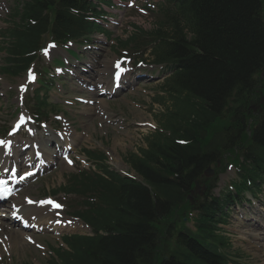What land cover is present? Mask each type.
Listing matches in <instances>:
<instances>
[{"label": "trees", "instance_id": "trees-1", "mask_svg": "<svg viewBox=\"0 0 264 264\" xmlns=\"http://www.w3.org/2000/svg\"><path fill=\"white\" fill-rule=\"evenodd\" d=\"M176 1L178 8L166 12L151 31L137 28L127 42L121 43L135 50L151 49L156 63L178 67L163 86L169 94H184L176 99V109L163 125L169 136L153 137L143 158L133 159L139 177L159 194L153 198L144 186L121 183L115 197L113 231L107 238L92 242L91 251L86 248L79 252L80 264H160L156 251L161 236L156 223L185 201L208 167L239 148L241 135L249 127L253 128V147L262 153L258 170H264V103L260 102L264 83L256 79L264 72V0ZM57 26L62 32L69 31L65 23ZM41 35L26 26L23 38L15 39V53L22 55L29 46L32 50ZM254 104L261 107L260 115L251 113ZM218 121L227 126L217 138L209 137ZM72 181L71 192H87L88 184L94 186L87 174ZM167 232L172 238L171 230ZM176 254L187 264H208L202 250L192 242L180 241ZM163 264L185 263L170 259Z\"/></svg>", "mask_w": 264, "mask_h": 264}, {"label": "rangeland", "instance_id": "rangeland-1", "mask_svg": "<svg viewBox=\"0 0 264 264\" xmlns=\"http://www.w3.org/2000/svg\"><path fill=\"white\" fill-rule=\"evenodd\" d=\"M16 6L17 3L15 0H0V7L4 13L9 11L12 14ZM136 6H140V4H136ZM151 19L152 15L144 16L140 14L135 7L131 10L128 9L127 12H124V14L118 18V21L112 25V29L114 31L112 38L115 39L116 37L122 36L124 40H127L128 35H126V30H129L130 24H136L140 27L149 28L148 25ZM2 27H4L3 24ZM110 44V42L106 45L101 44L100 46L102 51L98 53L99 55L96 54V51H90L89 54H92L93 58L88 54V52H85L86 50H84L85 54H83V62L86 61V64H94L98 61L97 69L100 72L99 76L90 74L85 76V79H88L89 81L96 80L97 78L105 75V73L107 78H111V72L107 73L106 68L112 67L114 62L118 60L120 56L118 49L115 48L116 45L112 47ZM3 47L4 45L1 43L0 38V64H2V61L6 56L2 51ZM83 62L79 64L81 67L74 68V73L80 76H83L82 74L89 68V65H85ZM128 66H131V64L128 63ZM151 66L153 65H149L150 68H153ZM4 78L5 77L0 76V137L15 121L16 116L14 113L17 109L6 107L7 97H2L1 94H5L10 89L12 92H15L16 88L25 81V79L22 78L15 80L13 82L15 87H10ZM74 79L75 78L72 75H69L64 87V92H59V88H61L59 84L55 85V90L52 91L51 97L53 104L61 105L62 107L59 109L64 112H68V115L64 113L66 115L65 118L68 120L67 123L75 125L78 134L82 136L83 142L80 143L78 146L79 148L76 150V153L73 154V157H80L82 153L81 148L86 146L93 150L105 148L107 152L113 155V158L109 162L115 170L121 171L129 169L128 165L122 162L121 158H119V155L125 157L130 152H133L137 145L144 144L143 136H141L144 131H142L143 128H139L140 125L151 121L152 115H156V118H159L158 122L160 123L161 116L169 113V110H171L168 109L170 108V104L167 100V96H163L164 94H162V91H160L159 87H157L159 84H162V82H159L158 85L152 84V86L150 83L147 88H150L152 93L144 91V87L142 86L135 87L126 95L120 94V96L114 98V100L102 99L105 103L104 108L101 109L97 103L93 106L74 103L73 106H68L65 104L66 102H75L74 100L80 97L89 99L88 95H81L76 93L77 91H75V93L72 92L78 85V81ZM71 87L74 88L72 89ZM36 88V86H32V89L29 91V95L27 96L28 101L31 100V93ZM78 90H81L80 87H78ZM67 92L68 95L66 94ZM150 96H154V98L157 96L163 97L165 99L164 103H166L168 108L156 103L154 108H150V103H154L152 102V98ZM17 99L18 95H16V97L10 102V106L18 107ZM27 109L29 108L27 107ZM88 109H91L92 112L86 113L88 112L86 111ZM116 122L118 123L116 124ZM58 129H60V125H58ZM123 130H125L124 137L122 135ZM32 133L35 134V132ZM82 133H84L85 136ZM86 168H88L87 165H82L80 163H76L73 166H56L52 169V172L49 175L39 179L35 182V184L28 185L23 190L25 191L24 195L37 199L53 195L54 191H57L60 186L67 183L66 176ZM225 175L228 176V173ZM262 200L264 202V195ZM0 236H2L0 240L5 238L3 235ZM35 240L42 246L47 245V243H52L53 246L59 244H57L56 239H52L49 234L37 235ZM19 241L21 240L19 239ZM17 245V247H9L8 251L4 250L2 256H0V264H45L44 262L49 259V250L42 251L36 246L28 245L24 241ZM259 245L260 241H257L254 246L248 245L249 247L245 249L246 254H253L254 258H259L257 255L263 254V252L256 253ZM261 251L264 250L261 249ZM259 264H261V262H259Z\"/></svg>", "mask_w": 264, "mask_h": 264}, {"label": "bare ground", "instance_id": "bare-ground-1", "mask_svg": "<svg viewBox=\"0 0 264 264\" xmlns=\"http://www.w3.org/2000/svg\"><path fill=\"white\" fill-rule=\"evenodd\" d=\"M109 69V68H108ZM113 72V70H112ZM112 83V82H111ZM2 151L0 150V154ZM44 163V160H43ZM18 207H21L23 209L22 214L26 217L27 220L34 221V223H41L42 225L44 223H48L49 221H53V215L47 214L45 216V212L47 211V206L43 207H33V206H27L24 202H18L16 205ZM3 209L5 205L2 206ZM3 225L5 235L7 236L6 240H3L0 244V251L5 247V246H12V247H17L19 243H21L23 240V235L20 230L12 228L11 225L7 224L5 225L3 222L0 223V226ZM21 237V238H20ZM2 237H0L1 239ZM19 239L21 241H19ZM3 243V244H2ZM21 245V244H20Z\"/></svg>", "mask_w": 264, "mask_h": 264}, {"label": "snow or ice", "instance_id": "snow-or-ice-1", "mask_svg": "<svg viewBox=\"0 0 264 264\" xmlns=\"http://www.w3.org/2000/svg\"><path fill=\"white\" fill-rule=\"evenodd\" d=\"M50 47H55V45H51ZM44 51H45V55H47L48 54V50L45 49ZM117 66L119 67V65H117ZM32 79H34V76L32 77ZM20 123L21 124L24 123L23 117L21 118ZM16 127L19 128L20 127V124H17ZM181 143H183V141H181ZM0 145H5L6 147H10L11 146V142L9 141L6 144L5 141L0 140ZM68 162L71 163L70 160ZM28 174L30 175L31 173H28ZM5 185H6V182L5 181H0V196H6V195H10L11 194V189L7 188ZM29 202L31 203L32 201H29ZM41 203H45V202H41ZM47 203L53 204L57 208L61 207V205L55 203L54 201H47Z\"/></svg>", "mask_w": 264, "mask_h": 264}]
</instances>
